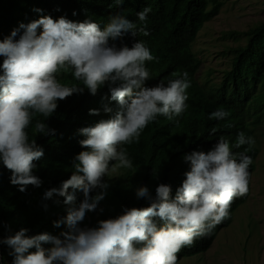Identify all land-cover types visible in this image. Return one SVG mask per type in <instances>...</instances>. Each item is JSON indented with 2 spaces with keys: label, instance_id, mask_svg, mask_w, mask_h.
I'll return each instance as SVG.
<instances>
[{
  "label": "clouds",
  "instance_id": "clouds-1",
  "mask_svg": "<svg viewBox=\"0 0 264 264\" xmlns=\"http://www.w3.org/2000/svg\"><path fill=\"white\" fill-rule=\"evenodd\" d=\"M220 1L221 8L228 2ZM122 3L123 0H115L118 6ZM221 8L211 19L219 15ZM33 11L40 14L39 19L19 23L10 36L0 41V57H3L0 164L11 172V185L20 192H25L29 185L36 188L42 185L33 170L34 162L44 152L35 140L29 141L26 131L34 116L48 118L57 109L58 101L83 94L85 89L95 96L107 85L110 100L116 102L119 110L110 119L78 130L85 137L79 144L87 150L74 157L70 178L43 195L44 200L54 195L64 198L67 214L53 226L65 225L67 230L59 235L29 236V230L21 228L0 240V244L10 249L12 264H178L189 256L178 259L177 254L229 218L234 199L248 193L249 166L257 156L256 151L250 150L255 139L249 136L252 134L249 127L264 123V118L246 125L248 132H239L234 143L221 136L209 151L186 154L183 159L189 170L184 173L180 187L161 183L155 190V198L147 187L137 188V199H147L149 207L123 208V214L116 218L98 221L95 227H81L86 214L96 211L107 195L109 184L104 182V177L121 168H132L122 146L138 140L158 116L169 120L180 117L187 108L191 81L188 72L183 71L173 73L175 78L167 83L161 80L153 87L145 86L150 79L146 62L156 57L140 40L148 31L162 26V12L147 19L151 8L145 7L136 13L141 22L137 25L122 14L110 16V12L100 7L98 16L105 13L108 19L101 28L90 20L73 22L63 16L54 20L43 15L41 9ZM211 19L203 23L191 45L197 57L193 45L204 24ZM128 33L136 36L137 42L131 47L118 46L116 42ZM61 72H70L80 84H62L57 76ZM104 111L111 113L112 109L105 106ZM89 114L99 115V111L93 109ZM228 116L229 112L218 108L208 119L219 121ZM49 132L43 121H36L34 135ZM215 132V128L211 129V134ZM244 145H247L245 151H232ZM252 151L256 153L254 160L247 155ZM136 185L137 180L131 174L121 191ZM77 191L83 194L79 202ZM93 192L96 194L92 195ZM45 244L51 247H43Z\"/></svg>",
  "mask_w": 264,
  "mask_h": 264
},
{
  "label": "trees",
  "instance_id": "trees-1",
  "mask_svg": "<svg viewBox=\"0 0 264 264\" xmlns=\"http://www.w3.org/2000/svg\"><path fill=\"white\" fill-rule=\"evenodd\" d=\"M222 5L220 0H123L119 6L115 0H0V41L10 36L19 23L27 24L39 19L40 14L33 9L43 10V15H49L54 20L62 16L73 22L90 20L103 28L108 19L105 13L98 16L100 7L105 8L106 13L110 12V16L122 14L137 25L141 22L136 13L150 7L147 19L162 12L163 24L158 29L148 31V35L140 40L156 57L154 61L146 62L150 79L145 86L153 87L161 80L167 83L168 79L175 78L173 73L188 72L191 86L187 89L186 110L173 120L158 116L142 131L138 140L122 146L132 161V168H121L104 177V182L109 184L107 195L96 211L86 214L81 227H95L98 221L116 218L123 214V208L149 207L147 199H137V188L147 187L155 198V190L161 183L180 187L184 173L189 170V164L183 159L186 154L209 151L221 136L228 139L230 144L234 143L239 132H248L246 125L264 118V22L243 33V44L224 50L229 58L228 67L220 70L217 85L211 84V73L207 74L204 82H199L196 77L201 60L193 53L191 45L203 23L214 17ZM135 42L136 36L128 33L116 43L131 47ZM2 62L3 57H0V64ZM57 76L62 84H80L73 80L70 72H61ZM105 106L111 108L112 112L105 113ZM218 108L229 112V116L219 121L208 119ZM93 109L98 110L99 115H90ZM118 110L116 102L110 100L107 85L95 96L85 89L83 94H73L58 101L57 109L48 118L39 114L34 116L26 131L29 141L35 140L44 152L43 157L34 162L36 168L33 170L42 185L39 188L27 186L24 196L17 186L11 185V172L0 164V240L21 228H27L29 236L42 233L59 235L67 230L65 225L59 228L53 226L55 221L67 214L64 198L54 195L44 200L43 195L46 190L59 188L63 181L70 178L74 171V157L87 150L79 144L85 137L80 136L78 130L110 119ZM37 120L46 124L50 130L48 134L34 135ZM213 128L216 129L214 135L211 134ZM246 146L233 148L232 151L243 152ZM247 155L254 160L256 153L252 151ZM253 171L252 163L249 166L250 176ZM131 174L136 178L137 185L121 191ZM250 191L249 179L248 193L234 199L229 218L217 225L209 235L197 238L193 245L183 248L177 254L178 259L207 251L216 234L229 225L238 206L247 200ZM76 196L78 202L83 199L82 192L77 191ZM43 247L49 248L51 245L45 244ZM0 251L2 264H12L13 258L8 255L10 249L0 244Z\"/></svg>",
  "mask_w": 264,
  "mask_h": 264
},
{
  "label": "rangeland",
  "instance_id": "rangeland-1",
  "mask_svg": "<svg viewBox=\"0 0 264 264\" xmlns=\"http://www.w3.org/2000/svg\"><path fill=\"white\" fill-rule=\"evenodd\" d=\"M264 22V0H228L219 15L205 23L193 45L201 59L196 77L204 82L208 73L212 85L220 82L226 69L224 50L243 44V33ZM257 153L250 176V195L233 213L205 252L178 261V264H264V123L250 126ZM249 150V151H250ZM25 196V192H24Z\"/></svg>",
  "mask_w": 264,
  "mask_h": 264
},
{
  "label": "water",
  "instance_id": "water-1",
  "mask_svg": "<svg viewBox=\"0 0 264 264\" xmlns=\"http://www.w3.org/2000/svg\"><path fill=\"white\" fill-rule=\"evenodd\" d=\"M0 264H2V260H1V251H0Z\"/></svg>",
  "mask_w": 264,
  "mask_h": 264
},
{
  "label": "bare ground",
  "instance_id": "bare-ground-1",
  "mask_svg": "<svg viewBox=\"0 0 264 264\" xmlns=\"http://www.w3.org/2000/svg\"><path fill=\"white\" fill-rule=\"evenodd\" d=\"M100 26L102 27V25L100 24Z\"/></svg>",
  "mask_w": 264,
  "mask_h": 264
}]
</instances>
